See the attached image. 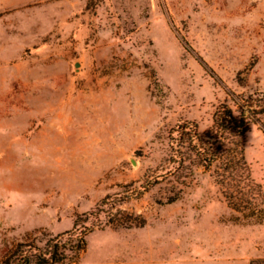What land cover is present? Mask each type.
<instances>
[{
    "label": "rangeland",
    "instance_id": "1",
    "mask_svg": "<svg viewBox=\"0 0 264 264\" xmlns=\"http://www.w3.org/2000/svg\"><path fill=\"white\" fill-rule=\"evenodd\" d=\"M256 91L264 0H0V264L139 187L165 166L177 125L205 132L219 105ZM244 153L263 193L255 214L195 169L189 187L169 178L125 198L114 225L102 214L78 264L264 259L261 127ZM226 189L240 198L247 185Z\"/></svg>",
    "mask_w": 264,
    "mask_h": 264
},
{
    "label": "trees",
    "instance_id": "2",
    "mask_svg": "<svg viewBox=\"0 0 264 264\" xmlns=\"http://www.w3.org/2000/svg\"><path fill=\"white\" fill-rule=\"evenodd\" d=\"M235 106L236 108L228 104L219 105L211 128L205 132H201L195 122L177 125L169 132L170 154L165 166L147 175L139 187L120 199L117 196L105 197L95 211L79 215L71 231L50 238L43 248L34 243L18 244L5 257L3 264H78L87 249L86 237L95 229L103 227L100 221L102 214H107L108 223L114 225L115 214L122 212L117 207L125 198L140 196L169 178L182 187H189L193 182L195 169L199 168L207 172L214 171L217 183L225 187L223 193L229 206L240 211V202L249 205L255 214L263 193L261 186L252 179L244 146L252 126H259L264 130V91L236 97ZM242 182L247 185V190L240 193V198L227 192V187ZM182 191L183 189L171 197L169 202L177 200ZM125 226L131 228L133 224ZM250 264H264V259L253 260Z\"/></svg>",
    "mask_w": 264,
    "mask_h": 264
},
{
    "label": "crops",
    "instance_id": "3",
    "mask_svg": "<svg viewBox=\"0 0 264 264\" xmlns=\"http://www.w3.org/2000/svg\"><path fill=\"white\" fill-rule=\"evenodd\" d=\"M146 264V263H145ZM152 264V263H151ZM167 264H170V263H167Z\"/></svg>",
    "mask_w": 264,
    "mask_h": 264
}]
</instances>
